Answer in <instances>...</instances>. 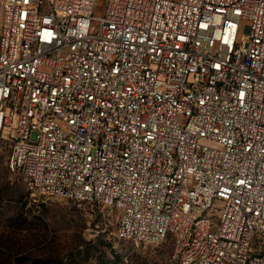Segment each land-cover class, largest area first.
<instances>
[{"label":"built area","instance_id":"built-area-1","mask_svg":"<svg viewBox=\"0 0 264 264\" xmlns=\"http://www.w3.org/2000/svg\"><path fill=\"white\" fill-rule=\"evenodd\" d=\"M97 10L0 0L9 170L117 211L120 240H172L180 264H264V0Z\"/></svg>","mask_w":264,"mask_h":264},{"label":"rangeland","instance_id":"rangeland-1","mask_svg":"<svg viewBox=\"0 0 264 264\" xmlns=\"http://www.w3.org/2000/svg\"><path fill=\"white\" fill-rule=\"evenodd\" d=\"M105 4L98 0L97 15ZM8 158L7 146L0 151V264H180L172 240L118 239L119 213L111 208L34 195Z\"/></svg>","mask_w":264,"mask_h":264}]
</instances>
